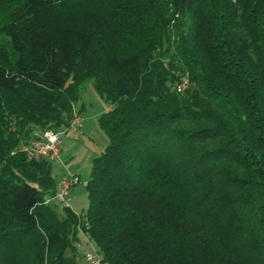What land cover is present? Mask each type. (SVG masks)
<instances>
[{
  "label": "trees",
  "instance_id": "1",
  "mask_svg": "<svg viewBox=\"0 0 264 264\" xmlns=\"http://www.w3.org/2000/svg\"><path fill=\"white\" fill-rule=\"evenodd\" d=\"M3 11L0 264H78L81 233L103 264H264V0ZM89 81L112 106L82 215L45 203L54 162L20 147L68 125Z\"/></svg>",
  "mask_w": 264,
  "mask_h": 264
},
{
  "label": "rangeland",
  "instance_id": "2",
  "mask_svg": "<svg viewBox=\"0 0 264 264\" xmlns=\"http://www.w3.org/2000/svg\"><path fill=\"white\" fill-rule=\"evenodd\" d=\"M10 0H4L0 3V11L6 9ZM5 7V8H4ZM4 12V11H3ZM2 16V15H1ZM187 74V73H185ZM180 82V80H179ZM179 82L177 84H179ZM177 85L175 86V88ZM83 98L76 104L78 108H82V103L85 104L84 117L87 126L80 131H68L63 137L61 147L67 151L64 152L67 156L68 165L60 166L59 162L53 163V175L56 181H59L65 171L73 170L80 167L79 175L83 180H89L91 177L93 159L101 153L100 149H104L108 143V137L105 132L97 125L98 114L107 111L111 108V104L107 102L94 88L93 81H89L83 88ZM177 90V89H176ZM178 91V90H177ZM179 92V91H178ZM185 92V91H184ZM180 92V93H184ZM89 124V125H88ZM64 130V129H62ZM63 154V155H64ZM63 157V156H61ZM64 161V158H62ZM61 161V163H62ZM69 207L76 213L84 215L89 206V192L86 185H79L74 190L68 202ZM63 205H59V210L62 211ZM81 240L79 247V255L77 257L78 264H85L86 260L83 257L89 250L96 248L95 242L87 235L80 234ZM90 242H89V241Z\"/></svg>",
  "mask_w": 264,
  "mask_h": 264
},
{
  "label": "built area",
  "instance_id": "3",
  "mask_svg": "<svg viewBox=\"0 0 264 264\" xmlns=\"http://www.w3.org/2000/svg\"><path fill=\"white\" fill-rule=\"evenodd\" d=\"M190 86L189 74H184L180 78L176 89L179 92H184ZM84 116L77 110L76 105H73L67 130H78L83 126ZM64 130L46 129L44 131H36L34 139L23 143L20 151L25 153L29 160L47 159L52 162H61V144L63 141ZM13 151L12 154H15ZM63 162V161H62ZM87 185L86 180H82L77 172L73 170L67 171L64 178L58 181L55 192L49 196L45 203L58 202L64 206H69L68 202L72 195V190L79 185ZM89 241V240H88ZM81 244H79V247ZM87 264H103V256L95 249L89 250L85 254Z\"/></svg>",
  "mask_w": 264,
  "mask_h": 264
},
{
  "label": "crops",
  "instance_id": "4",
  "mask_svg": "<svg viewBox=\"0 0 264 264\" xmlns=\"http://www.w3.org/2000/svg\"><path fill=\"white\" fill-rule=\"evenodd\" d=\"M76 108H77V110L78 111H80V109L76 106ZM82 108H83V110H84V108H85V104H83L82 103ZM81 112V111H80ZM84 112V111H83ZM83 112H81L82 114H83ZM103 112H105V111H103ZM102 112V113H103ZM102 113H99L98 114V116H97V118L102 114ZM83 116H84V114H83ZM98 120V119H97ZM85 117H84V122H83V126L80 128V129H78V130H76V131H80V130H84L85 129V127H90V125L89 126H87V124H84L85 123ZM98 125V124H97ZM99 126V125H98ZM60 130H62V129H64V131H65V133L63 134V137H64V135H66V133L68 132V131H73V130H67V125H64V126H62L61 128H59ZM76 131H74V132H76ZM108 141V140H107ZM62 144H63V142H62ZM101 151L103 150V149H100ZM64 152L65 153H67V151H65V149L63 148V146L61 147V156H63L62 158H64V161L61 163V162H59L60 163V166H62V167H66V165H68V160H67V156H66V154H64ZM64 154V155H63ZM63 160V159H62ZM55 163V162H54ZM79 170H80V167H77V168H74L73 169V171H75V172H77V174L79 175ZM66 171H65V173L63 174V176H62V178H64L65 177V175H66ZM80 176V175H79ZM81 177V176H80ZM61 178V179H62ZM60 179V180H61ZM82 179V178H81ZM59 180V181H60ZM83 180V179H82ZM78 187V186H77ZM76 189V187L72 190V194H73V192H74V190ZM85 264H86V262H85Z\"/></svg>",
  "mask_w": 264,
  "mask_h": 264
}]
</instances>
